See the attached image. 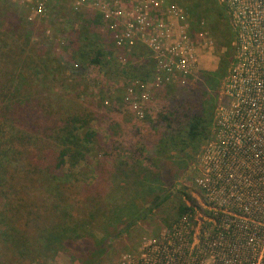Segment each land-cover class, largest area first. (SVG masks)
Here are the masks:
<instances>
[{
  "label": "trees",
  "instance_id": "1",
  "mask_svg": "<svg viewBox=\"0 0 264 264\" xmlns=\"http://www.w3.org/2000/svg\"><path fill=\"white\" fill-rule=\"evenodd\" d=\"M171 1L185 12L190 37L202 31L212 36L208 8H201L206 4H219L222 15L225 13L228 20L226 9L218 0ZM92 14L94 21L84 19L82 14L74 50L69 48L68 53H63L64 57H58L55 65L60 68L64 62L69 69L76 66L75 73H81L83 65L104 70L108 76L122 75L128 81L126 86L131 82L141 84L151 80L154 66L140 45L137 47L143 48L145 60L137 64L139 66L120 65L115 59L113 63L109 62L111 52L102 49L94 32L101 26V18ZM27 24L30 23L20 21L9 9L0 12V26L4 25L1 31L4 35L8 33L11 40L10 44H0V246L10 250L14 264H23L25 260L39 261L41 257H50L57 252L71 256L72 260L87 262L94 258V253L105 252L113 239L130 229L138 219L142 202L148 203L151 198L153 209L168 198L167 190H161L159 169L163 166L162 160L144 158L141 150H133L131 156L112 160L107 165L104 163L99 179L91 184H80L85 180L78 176L82 177L84 172L75 167L85 162L93 146H99V137L84 115L60 114L56 120L49 113L53 108L49 99L45 98L38 106L33 104L35 98L28 101L30 97L26 95L31 96L35 82L49 76V70L46 60L25 54L29 39ZM229 32L226 36L229 38L221 42L228 45L227 41H230L228 63L232 57L231 29ZM108 35L112 44L114 34ZM68 43L71 46L74 40ZM224 64L226 62L221 61L222 67L214 72H199L196 81L191 78L185 81L213 88L220 83ZM144 66H148L146 71ZM138 70L141 72L137 74ZM163 87L170 88L169 85ZM21 93L25 96L17 102ZM119 97L126 103L124 95ZM200 111L192 116L184 133L177 138L175 130L161 134L155 145L153 142L155 148L151 155L162 157L175 150L178 143L182 145L178 151L185 152L194 146V140L204 138V134L208 138L212 118L206 111ZM160 120L166 118L161 116ZM182 137L184 141H181ZM64 167L67 172L62 170ZM105 187L108 191L104 193ZM185 212L191 213V207L179 202L175 218L168 224Z\"/></svg>",
  "mask_w": 264,
  "mask_h": 264
},
{
  "label": "built area",
  "instance_id": "2",
  "mask_svg": "<svg viewBox=\"0 0 264 264\" xmlns=\"http://www.w3.org/2000/svg\"><path fill=\"white\" fill-rule=\"evenodd\" d=\"M16 1L41 15L48 0ZM219 1L228 15L232 57L220 86L224 102L213 110L194 178L209 216L199 221L185 212L117 264H264V0ZM72 6L98 14L114 34L115 47L140 45L147 51L151 80L131 82L124 90L139 118L134 94H141V101L152 87L183 83L213 47L204 31L190 37L185 12L174 2L73 0Z\"/></svg>",
  "mask_w": 264,
  "mask_h": 264
},
{
  "label": "rangeland",
  "instance_id": "3",
  "mask_svg": "<svg viewBox=\"0 0 264 264\" xmlns=\"http://www.w3.org/2000/svg\"><path fill=\"white\" fill-rule=\"evenodd\" d=\"M72 2L73 0H48L43 13L33 15L16 0H0V12L3 9H9V12H13L16 17L20 18V21L30 23L27 24L29 39L25 45V54L46 60L49 70V76L45 78L43 76V79L36 81L31 89V96L26 95V97H30L28 101L35 98L32 101L36 106L40 104L39 102L42 103L45 98L49 99L53 107L49 113L56 120L60 114L70 115L73 113L89 118V126L98 134L97 144L99 146H93L91 152L86 155L85 162L82 161L75 167V170L80 169L81 172H84L82 177L78 176L85 180V182H80L81 185L82 183L83 185L91 184L95 179H99L103 174H101V169L105 166L104 163L107 165L112 160L117 161L118 158L131 156L133 150H141L144 158L155 159V161L162 160L163 166L161 165L159 169L161 190H167L166 193L169 196L153 209H151L153 206L151 198L148 199V203L142 202L137 215L138 219L134 220L130 229L113 239L111 246L105 252L94 253V258L90 261L83 262L81 260L79 262V259L72 260L71 256L57 252L50 257H41L39 261L25 260L23 264H117L121 255L135 254L143 239L156 237L164 225L166 226L175 218L179 202L190 206L192 216L200 218L199 221L205 220L210 212L199 189L194 185V178L197 176L195 171L196 154L207 138H205V134L204 138L201 136L198 141L194 140V146L189 147L185 152L178 151L182 147L180 143L176 145L175 150L164 153L165 155L163 154L162 157L157 154L151 155V150L155 148L153 142L155 145L161 134L175 130L177 138L184 133L187 123L194 114H199L200 110H204L211 119L214 108L224 102V98L220 95V86L227 73L228 56L231 55V49L227 48L230 41H227L228 45L221 43L225 38H229L226 36L230 33V29L225 13L224 16L222 15L220 5L215 3L212 6L206 4L201 7L202 9L208 8L206 12L209 15L208 26L213 32L212 36L210 35L213 47L210 53L200 55L201 65L191 77V81H196L199 72H214L222 67L219 63L225 61L226 64L222 69L225 75L223 74L220 78V83L213 89L200 86L196 82L194 84L191 81L186 82L187 80L183 83L177 81L168 84L169 89H165L163 86L150 88L148 94H143L145 99L141 101H139L141 94H134L142 110V117L139 118L127 102L122 103L123 100L119 99V96L124 95L128 82L122 75L108 76L105 75L107 73L104 70L83 65L81 73H75L73 70L76 66L69 69L64 62L60 68L55 65L58 57H64L63 53H68L69 48L74 50L82 14L84 19L95 20L93 12L83 8L75 9ZM217 2L220 3L219 0ZM204 23L206 24V21ZM4 24L6 26V22ZM100 24L101 26L97 27L94 32L98 40L97 43L101 45L102 49L110 50L112 58L110 63L114 62L113 59L120 65L134 66L144 62L143 48H138L137 45L128 50L115 47L114 41L112 44L110 42L108 31L102 22ZM2 26L4 25L0 26V44H10L9 34L4 35L1 31ZM70 40H74L71 46L68 45ZM147 67L144 66L145 71ZM39 70H41L40 64ZM138 72L141 71L138 70L137 74ZM130 73L132 74L133 71L130 70ZM41 74L43 75V73ZM115 74L119 73L115 72ZM7 95L11 96L12 94ZM22 96L25 94L21 93L20 96H17V102L21 101ZM7 105L9 106V103ZM161 116L166 120L158 121ZM181 141H184V137L181 138ZM183 154L186 155L183 156ZM62 170L67 172V167ZM103 190L104 193L108 191L106 187ZM78 194L80 193L78 192ZM105 197H103V201ZM197 226L198 223L193 225L194 231ZM96 236L100 237L98 233ZM9 251L0 246V264H14L12 260L14 258L10 256Z\"/></svg>",
  "mask_w": 264,
  "mask_h": 264
}]
</instances>
